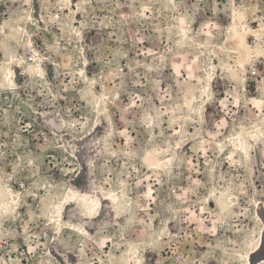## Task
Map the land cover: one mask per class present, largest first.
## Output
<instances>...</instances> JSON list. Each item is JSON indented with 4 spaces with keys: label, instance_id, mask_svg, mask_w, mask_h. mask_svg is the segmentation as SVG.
Returning <instances> with one entry per match:
<instances>
[{
    "label": "rangeland",
    "instance_id": "1",
    "mask_svg": "<svg viewBox=\"0 0 264 264\" xmlns=\"http://www.w3.org/2000/svg\"><path fill=\"white\" fill-rule=\"evenodd\" d=\"M59 2L60 0H33L31 8L33 20L21 25L18 17L26 14L25 7H27L22 6L23 0H0V28L10 33L15 27L17 29L15 35L19 37V44L14 48L10 47L8 55L11 56L14 52L17 57L24 60L23 65L19 63L12 65L13 82L16 83V88H0V152L7 148L10 151L24 153L25 156L28 153L32 155L42 153L40 171L43 174L42 178L48 179L50 183H61L63 173L54 164L49 165L48 159L55 161L67 156V163L85 176L88 175L89 161H91L92 179L101 183L106 172L111 170V177L116 181L112 184L115 189L121 179V172L125 173L123 177L125 180H134L138 175L136 171L123 167L124 159L119 155L125 147L122 143L124 138L118 134L122 130L121 126L128 127L129 134L138 140L147 142L148 139V130L141 128L133 117V113H142L143 110L130 108L125 113L123 109L137 94L144 98L145 108L148 107V99H152L153 105L159 107L155 90L157 78L160 79V87H166L167 82L161 73L171 74L173 58L179 60L180 55L198 51L196 48L178 49L175 45V36L171 41L168 39V27L177 24L176 17L179 15H192L193 12L196 13L192 22L193 35L199 31L205 16L209 18L215 16L217 19L222 18L223 21H227L229 13L225 12L224 8L228 0H215V11L206 7L209 0H190V3L197 5L196 9L186 7L184 0H176L180 7L175 11L168 5V0H71L69 8H57L56 5ZM144 7H147L149 11L140 15ZM54 15L59 16L60 19L56 25H51L49 21ZM41 17L47 19H41ZM22 26L24 31L32 36L34 41L32 47L39 54L37 61L31 58L32 51L25 47L27 38L19 31ZM222 26L226 30L227 23ZM249 27L258 28L259 20L250 19ZM42 29L46 31L41 32ZM75 31L82 33L83 39L79 42ZM205 39L207 38L204 36L196 37L197 43ZM221 39L222 37H216L213 43ZM248 39L253 38L249 36ZM78 43L84 47L83 55L89 60L88 66L85 68L81 63L76 67L65 68L67 61L63 53H74ZM57 47L60 49L59 53ZM166 48H171L172 51H166ZM5 56L4 49L0 48V65H4ZM161 56L165 57L163 63L159 59ZM73 59L75 60V56ZM35 64H39L44 71L42 79L27 72V68ZM79 68H85L88 79L95 78L98 81L93 91H103L118 97L109 104V111L113 115V127L117 133L110 138L109 146L111 150L118 153L116 157L109 156L107 151L103 150V136L108 130L107 121L102 120L101 124L95 125L91 105L87 103V100L80 99L82 90L88 86L84 79L79 77ZM149 68L152 70L149 71ZM73 72H76L75 76ZM2 78L3 73H0V80ZM65 86L68 88L67 92L63 91ZM173 102L168 100L165 103L167 105ZM121 115L125 119L133 120L134 123L124 125V121L120 119ZM85 121L88 123L85 124ZM29 124L30 128H28ZM89 125L93 126L89 127ZM133 128L135 131L132 130ZM161 129L164 131V136L160 135ZM197 129L201 131L197 133ZM209 130L207 123L193 125L191 121L185 122L184 135L181 138L186 142L178 150L175 149L176 138L171 136L167 117H162L161 125L154 130L153 146L161 145L162 141L165 144L171 141L178 159H192L202 171L190 173L185 164L174 170V178L171 181L162 177L161 184H154L156 202L149 203L148 213L139 212L140 217L145 215L153 217L149 222L152 229H159V221L163 219L165 226L172 233L171 243L155 251L152 250L151 244L158 238L154 237L151 231L145 237V243L150 247L142 254L153 264H180L177 255L186 264H202V262L211 264L213 257L221 252V249L215 248L217 238L224 242V247H242L243 238L249 234L250 229L256 230L258 242L256 248L248 252L247 264H264V238L260 236L256 222L247 216L239 215L241 210L249 207L253 209L254 214L264 216V210L248 205L246 203L248 197L243 194L245 192L249 195L254 194L258 200L264 196V163H261L257 155L260 146L253 149L248 167H242L239 164L230 165L225 158L229 154L227 148L225 153L217 152L213 157L211 147L214 146H209V163L205 164L203 154L197 158L193 148L198 147V142L191 137L196 134L198 137L208 138ZM17 136L22 142L12 149L11 141L16 140ZM93 138L100 143L96 144ZM222 138L217 137L218 140ZM45 144L49 146L44 147ZM134 147H139V144H135ZM9 159H11L10 155ZM129 163L141 162L129 161ZM63 166L62 160L60 167ZM213 166L215 172L211 173V176L217 179V187L231 185L234 189L233 194L237 196L234 209L237 216L234 218V224L240 231H236L233 227L229 231L218 229L216 236L208 233L194 235L196 225L184 219L186 214L180 209L190 204L193 210L199 207L196 196L190 192L185 201H180L177 197L181 195V189L188 188L187 177L191 175L193 180H201L202 186L195 188V192L203 199V193L211 187L210 183L206 184L205 181L210 179L207 173ZM129 171L132 172L131 177L126 175ZM141 171L146 172L147 169H141ZM69 176L72 177L70 182L73 184L80 178L78 175L73 176L72 173H69ZM221 176H223L222 180L219 179ZM25 178L28 179V177ZM7 183L14 190H20L16 186V178ZM148 183L151 182L145 181L139 188L134 184L129 185L128 192L134 202L139 199L147 203L139 193ZM240 184L244 185L243 190L239 188ZM28 199L31 203V198ZM103 203L107 209L108 202ZM168 207L173 209L172 213L167 211ZM208 207L215 210L214 201H209ZM133 208L135 209V203ZM32 210L35 211V207ZM171 216H175V219H171ZM37 217L39 218V214ZM123 218L121 216V219ZM99 219V217L95 218V220ZM22 221L28 222L23 210H21L20 218L5 221L3 226H0V264H92L93 253L97 261L110 259L105 249L92 245L80 233L69 228H62L57 234L50 227L47 229L33 227L35 223L33 221L28 225L29 232L26 237ZM205 225L211 226L210 218L205 219ZM84 227L86 231H90V234H94L95 229L87 221ZM111 230L110 227L105 231ZM177 240L180 241L178 248ZM228 241L235 243H228ZM112 243L115 241L106 243L105 248L108 251H111ZM210 244L212 248H209ZM81 246L84 247L83 252ZM30 247L32 251H28ZM115 254L114 252L113 255ZM229 259L232 258L229 257Z\"/></svg>",
    "mask_w": 264,
    "mask_h": 264
},
{
    "label": "snow or ice",
    "instance_id": "2",
    "mask_svg": "<svg viewBox=\"0 0 264 264\" xmlns=\"http://www.w3.org/2000/svg\"><path fill=\"white\" fill-rule=\"evenodd\" d=\"M32 2L33 0H23L22 6L27 7H25L26 14L18 17L21 25L33 20ZM184 2L186 7L197 8V5L190 3V0H184ZM168 5L173 11L180 7L176 0H168ZM70 6L71 0H60L56 5L57 8H69ZM206 7L215 11V0H209ZM147 11L149 9L144 7L139 14L143 15ZM224 11L229 13L227 21H223L222 18L217 19L215 16L211 18L205 16L195 35L192 29V22L196 17L195 12L192 15L182 14L176 17L177 24L167 29L168 39L171 41L175 36V45L178 49L196 48L198 51L180 55L179 60L173 58L171 74L161 73L167 82L166 87L161 88L160 79L157 78L155 90L159 107H155L152 99H148V107L145 108L144 98L137 94L123 109L125 113L130 108L142 109V113H133V117L136 118L135 122L141 128L148 130L147 142L130 135L129 128L126 126H121L122 130L118 133L124 138L122 143L125 147L119 154L124 159L123 167L138 173L134 180L123 179L125 173L121 172V179L117 187L113 189L112 184L116 181L111 177V170L106 172L101 183H97L92 179L93 164L91 161H89L88 175L85 176L78 169L71 167L67 163V156H64L55 161L48 159L49 165L54 164L63 173L61 183H50L48 179L42 178L43 174L40 171L42 153L36 155L28 153L25 156L24 153L10 151L6 148L0 152V226H3L5 221L20 218L21 210H23L28 218L27 223L22 221L26 237L29 232L28 225L33 221H35L33 227L43 229L50 227L57 234L62 228H69L80 233L92 245L105 249L107 256L110 257L107 261L103 259L97 261L93 253L92 264H153L142 254L150 247L145 243V237L151 231L152 235L158 238L151 244L152 250L155 251L171 243L172 233L165 226L163 219L159 221V229H152L149 222L153 217L148 215L140 217L139 212L148 213L149 203L156 202L154 184H161L162 177L171 181L174 178V170L185 164L190 173L202 171L192 159H178L171 141L166 144L162 141L161 145H152L154 130L161 125L162 117L168 119L171 136L176 138L174 142L176 150L186 142L181 138L184 135L185 122L191 121L193 125L207 123L210 128L207 133L208 138L198 137L196 134L191 137L192 140L198 142V147L193 148L197 153V158L203 154L205 164L209 163V146H214L211 147L213 157L217 152L225 153L227 148L229 154L225 158L230 165L239 164L242 167H248L252 159L251 153L258 145L260 147L257 155L261 163H264V0H228ZM41 19L47 18L41 17ZM59 19V16L54 15L49 23L56 25ZM250 19L259 20V27L255 29L249 27ZM224 23H227L226 30L222 26ZM16 31L15 27L10 33L0 28V48H3L6 53L4 65H0V73H3L0 88L15 89L12 65L24 64V60L17 57L14 52L11 56L8 55L9 48H14L19 44V37L15 35ZM19 31L27 38L25 47L32 51L31 58L36 60L39 54L32 47L34 43L32 36L24 31L23 26ZM43 31L46 29L41 30ZM75 36L78 42L83 39L81 31H75ZM198 36H204L207 39L197 43L196 37ZM249 36L253 39L249 40ZM216 37H222V39L213 43ZM57 51L60 52L58 47ZM166 51L171 52L172 49L166 48ZM83 53L84 47L79 43L74 53H63L67 61L64 67H76L82 63L86 68L89 60L84 57ZM159 59L163 63L165 57L161 56ZM85 68L78 69L79 77L84 79L88 86L82 90L80 99L87 100V103L91 105L95 125L101 124L102 120L107 121L108 130L103 136V150L107 151L109 156L116 157L118 153L111 150L109 146L110 138L117 134L113 127V115L109 111V104L118 97L103 91H93L98 81L95 78L88 79L85 75ZM27 72L41 79L44 76V71L39 64L27 68ZM72 74L75 76L76 72ZM100 83L102 84V81ZM63 91H68L67 86ZM168 100L174 102L166 105L165 102ZM120 119L124 121V125L134 123L133 120L125 119L123 115ZM87 123L85 121V124ZM92 126L89 125V127ZM30 127L29 124L28 128ZM225 129L228 131H222ZM132 130L135 131V128ZM200 131L197 129V133ZM160 135L164 136L162 129ZM217 137L223 138L218 140ZM93 139L96 144L100 143L95 138ZM21 142V138L17 136L16 140L11 141L12 149H15ZM137 143L139 147H134ZM48 146L44 145V147ZM64 151L67 153V149ZM97 154L99 155V152ZM62 160L64 166L60 167ZM129 161H140L141 163L133 164ZM141 169H147V171H141ZM214 172L215 167H210L207 173L210 179L205 183H210L211 187L203 193V199L195 192V188L201 187L202 182L200 179L193 180L191 175L187 177L188 188L181 189V195L177 197L178 200L185 201L190 192L196 196L199 207L193 210L190 204L180 209L186 214L184 219L196 225L194 235L208 233L216 236L218 229L229 231L233 227L236 231H240L239 227L234 224V218L237 216L234 210L237 201V196L233 194L234 189L231 185L218 188L217 179L211 176ZM69 173L73 176L78 175L80 178L73 184L70 182L72 177ZM126 175L131 177L132 172L129 171ZM175 175L178 176L179 173ZM14 178L17 180L16 186L20 189L19 191L14 190L7 183ZM219 179L222 180L223 176ZM145 181L151 183L146 184L140 190L139 195L144 197L147 203L139 199L134 202L128 192L129 185L134 184L139 188ZM239 188L243 190L244 185L240 184ZM169 191L171 192V189ZM243 194L248 197L246 201L248 205L264 210V196L258 200L254 194L249 195L246 192ZM28 198H31V203ZM209 201H214L215 210L208 207ZM103 202H108L107 209ZM134 203L135 209L133 208ZM33 207L35 211L32 210ZM167 211L172 213L173 209L168 207ZM239 215L254 220L260 236L264 238V216L254 214L253 209L249 207L241 210ZM121 216L124 218L121 219ZM97 217L100 219L95 220ZM170 218L175 219V216ZM208 218L211 219V226L205 225V219ZM86 221L95 229L94 234L85 230ZM110 227L112 230L106 232L105 230ZM108 241H115L111 244V251L105 248ZM257 242L255 229H250L249 234L243 238L242 247H224V242L217 238L215 248L221 249V252L213 257L211 264H217V262L219 264H247L248 252L256 248ZM228 243L235 242L228 241ZM179 244L180 241L177 240V248ZM209 248H212L211 244ZM28 251H32L31 247ZM81 251H84L83 246H81ZM114 252L115 255H113ZM177 259L180 264H186L179 255ZM202 264H208V262H202Z\"/></svg>",
    "mask_w": 264,
    "mask_h": 264
},
{
    "label": "bare ground",
    "instance_id": "3",
    "mask_svg": "<svg viewBox=\"0 0 264 264\" xmlns=\"http://www.w3.org/2000/svg\"><path fill=\"white\" fill-rule=\"evenodd\" d=\"M38 60V58L36 59V61Z\"/></svg>",
    "mask_w": 264,
    "mask_h": 264
}]
</instances>
